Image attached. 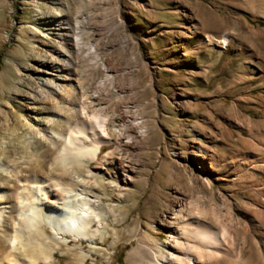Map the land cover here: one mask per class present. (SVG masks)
<instances>
[{"label": "rangeland", "instance_id": "obj_1", "mask_svg": "<svg viewBox=\"0 0 264 264\" xmlns=\"http://www.w3.org/2000/svg\"><path fill=\"white\" fill-rule=\"evenodd\" d=\"M259 20L264 0H0L1 262L138 264L140 250L150 264L152 240L167 255L182 237L173 213L185 206L189 218L227 231L232 254L264 264ZM95 115L117 145L89 167L55 168L65 144L55 132L68 136ZM198 142L214 158L209 174L192 155ZM109 153L132 183L100 165ZM4 164L24 181H73L100 202L105 228L87 241L30 226L23 183Z\"/></svg>", "mask_w": 264, "mask_h": 264}, {"label": "bare ground", "instance_id": "obj_2", "mask_svg": "<svg viewBox=\"0 0 264 264\" xmlns=\"http://www.w3.org/2000/svg\"><path fill=\"white\" fill-rule=\"evenodd\" d=\"M84 114L86 116L89 115L85 109ZM93 117L95 124H78L74 129L72 128L68 136L55 132L56 136L65 139L64 148L54 161L55 168L61 167L66 170H76V168L89 167L92 162L98 161L105 146L112 143L116 144L110 133L109 121L99 115ZM201 143L195 144L192 155L201 165V169L209 174L207 166L214 171V158L212 154H209L210 149ZM100 165L112 168L116 172H121L124 176V183L130 184L133 182L131 171L123 164L117 162L114 153L104 156ZM2 166L9 174H14L16 179L23 183L20 199L23 200L21 204H25V201L30 204L31 217L28 223L30 226L45 224L52 230L55 237L57 236L56 239L66 235L76 240L87 241L96 238L105 228L101 217L96 212V209L100 207V202L90 197L87 193L80 192L78 185L73 181L51 182V180L39 181L37 178L24 181L21 178V172L15 166L5 167V164ZM92 176L93 174L90 173L87 178ZM31 184L36 186H31ZM54 188H57L58 191H54ZM11 192L16 193V191H10V194ZM6 197L7 193L0 189V203H5ZM185 211L186 207L182 206L181 210L173 213L175 221L179 217L184 219L181 224L183 235L182 237H173L172 242L175 246L168 250L170 252V254L168 253L169 255H166L162 250L167 249L166 246L159 245L155 240L151 241L153 244L151 250L154 253V258L150 259V264H208L210 261L217 264V261L222 258H226V264H244L247 262H244L240 255L232 254V249L230 250V246L227 245L228 242L226 243V230L218 232L205 221L189 218V216L185 215ZM5 217H8V215L0 214V226L4 224ZM94 223L98 224V228L95 230H93ZM16 243L17 239H14L13 248L16 247ZM38 245L41 246V244ZM134 257L138 264H146L143 261L142 251H137ZM46 260L48 261L49 258ZM22 262L35 264L36 261L28 258L26 261H19V263ZM0 264H3L1 260Z\"/></svg>", "mask_w": 264, "mask_h": 264}, {"label": "trees", "instance_id": "obj_3", "mask_svg": "<svg viewBox=\"0 0 264 264\" xmlns=\"http://www.w3.org/2000/svg\"><path fill=\"white\" fill-rule=\"evenodd\" d=\"M255 23L258 25L264 26V21L259 20V21H255Z\"/></svg>", "mask_w": 264, "mask_h": 264}]
</instances>
